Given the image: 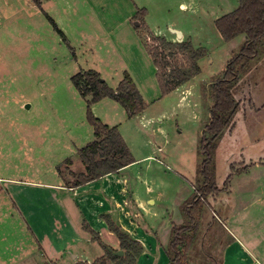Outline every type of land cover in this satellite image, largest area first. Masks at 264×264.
Wrapping results in <instances>:
<instances>
[{"label": "rangeland", "instance_id": "1", "mask_svg": "<svg viewBox=\"0 0 264 264\" xmlns=\"http://www.w3.org/2000/svg\"><path fill=\"white\" fill-rule=\"evenodd\" d=\"M237 6L238 0H42L39 8L30 0H0V264H90L105 255L102 244L76 229L73 210L74 225L68 221L48 187L58 166L62 182L73 180L69 171H84L64 161L77 160V149L93 139L86 102L71 82L89 70L111 89L126 72L146 104L131 118L110 99L90 110L122 134L134 162L121 175L147 209L139 220L166 259L170 231L182 222L181 206L201 187L204 170L220 192L203 207L189 264L219 262L231 234L264 255V47L240 70L233 93L239 109L232 129L212 142V162L202 149L208 86L245 41L242 34L225 41L215 20ZM153 36L190 40L206 52L200 73L164 96L145 47L155 46ZM161 51L185 65L175 48ZM132 238L147 250L142 238ZM101 242L119 249L115 236L104 233Z\"/></svg>", "mask_w": 264, "mask_h": 264}, {"label": "trees", "instance_id": "2", "mask_svg": "<svg viewBox=\"0 0 264 264\" xmlns=\"http://www.w3.org/2000/svg\"><path fill=\"white\" fill-rule=\"evenodd\" d=\"M41 1L30 0L39 8ZM48 19L61 34L54 21L50 17ZM215 27L225 41H230L240 34L245 36V41L239 52L227 62L222 77L208 86L212 107L209 111V124L202 138V149L207 155L206 164L212 162V142L224 129L233 127L230 125L239 109V101L235 99L233 93L239 80L240 70L246 68L258 55V51L264 47V0H238L236 9L215 20ZM152 40L155 46L145 45V47L155 67L156 79L163 96L183 84L190 83L200 73L198 60L206 53L203 48H194L190 40L172 43L160 36H153ZM161 47L175 48L177 53L183 55L185 65L182 67L181 64L171 63L170 57L164 55ZM186 65L187 69L184 68ZM71 82L86 102L87 121L93 129V139L77 150V156L84 166V171L80 173L69 171L73 180L68 181L67 184L70 187H78L107 174L118 173L134 162L117 127H109L102 123L92 114L90 106L103 99H110L121 105L127 117L131 118L139 116L145 110L146 104L132 78L126 72L123 73L115 89L109 88L100 79L99 74L92 70L74 74ZM64 163L69 165L71 160L68 158ZM57 173H61L59 166ZM203 174L201 187L196 189L190 202L187 201L181 206L182 222L174 225L170 231L169 243L165 251L167 264H189L188 252L197 235L203 207L210 205L208 198H215L220 192L215 184L213 173L204 170ZM102 218L108 230L119 241V249L104 245L98 234L84 222L82 229L105 249V255L90 264H136L144 251L143 246L110 216L103 215ZM118 250L122 251V255L117 254ZM212 264H221V260L219 262L213 260Z\"/></svg>", "mask_w": 264, "mask_h": 264}, {"label": "crops", "instance_id": "3", "mask_svg": "<svg viewBox=\"0 0 264 264\" xmlns=\"http://www.w3.org/2000/svg\"><path fill=\"white\" fill-rule=\"evenodd\" d=\"M181 35L183 37L182 32ZM177 89L175 91H177ZM147 158H149V156H145V159ZM72 162L74 165L76 163H81L79 158L77 160H71V163ZM125 167L118 173L107 174L98 180L85 183L78 187H70L66 181L62 182L63 179L55 172L56 181L48 187L55 190L53 193L56 202H58L60 205L59 207L66 214L70 223L73 222L72 218L69 219V217H71L70 210H73V215L78 225H75V227L76 229L78 227L80 231L83 232L86 241L93 240L91 236L82 229L84 222L98 234L100 240H102V235L104 233L109 237L114 236L113 233L108 230L102 218L103 215H108L111 219L119 223L131 237L143 239L141 241L145 244L147 250L142 252L136 264H142L140 261L148 256L153 260L156 255L158 262L152 261L151 264H167L165 254L158 246L159 243L153 235H150L152 233L150 229L145 227V224H142L141 220H139L141 216L139 213L147 211V209L143 207L139 195L135 191L133 195H131L127 189L125 180L121 174L130 166L127 165V167ZM147 193L151 194V190L147 189ZM213 216L216 217L217 215L213 212ZM136 217H138V219ZM223 224L226 225L222 222V225ZM72 225L74 224L72 223ZM141 227L144 228L146 233ZM225 228L226 230L229 229V227ZM142 236H144L145 239ZM78 239H80L79 235ZM118 245L119 243L117 242L116 246ZM111 248L114 249V247ZM221 264H264V255L255 253L243 242L239 241L237 237L231 234V240L228 241L223 250Z\"/></svg>", "mask_w": 264, "mask_h": 264}, {"label": "water", "instance_id": "4", "mask_svg": "<svg viewBox=\"0 0 264 264\" xmlns=\"http://www.w3.org/2000/svg\"><path fill=\"white\" fill-rule=\"evenodd\" d=\"M136 25H137V22H136ZM171 31L174 32V34H176L177 37L181 38L182 35L180 31L175 30V29H171ZM117 254L122 255V251L118 250Z\"/></svg>", "mask_w": 264, "mask_h": 264}]
</instances>
